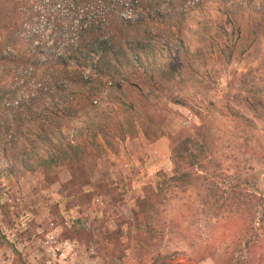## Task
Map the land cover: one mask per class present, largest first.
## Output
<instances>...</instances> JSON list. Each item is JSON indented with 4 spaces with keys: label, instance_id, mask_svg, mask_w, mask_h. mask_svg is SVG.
<instances>
[{
    "label": "rangeland",
    "instance_id": "rangeland-1",
    "mask_svg": "<svg viewBox=\"0 0 264 264\" xmlns=\"http://www.w3.org/2000/svg\"><path fill=\"white\" fill-rule=\"evenodd\" d=\"M187 6L180 30L131 33L156 52L64 128L98 145L48 171L13 168L22 87L0 61V264H264V0ZM21 12L0 3V44Z\"/></svg>",
    "mask_w": 264,
    "mask_h": 264
},
{
    "label": "trees",
    "instance_id": "trees-1",
    "mask_svg": "<svg viewBox=\"0 0 264 264\" xmlns=\"http://www.w3.org/2000/svg\"><path fill=\"white\" fill-rule=\"evenodd\" d=\"M187 2L196 7L202 0H0L22 10L21 20L13 23L6 42L0 44V61L9 62V72H19L23 96L18 105V140L8 142L10 148L19 146L13 168L18 164L28 171H48L76 161L92 143L98 145L89 126L87 136L84 126L80 130L81 140L69 137L64 128L88 107L93 110L117 76L129 80L122 67L133 65L138 70L148 64L158 43L131 33L145 34L151 24L180 30ZM223 13L233 23L229 13ZM20 40L25 49L21 56L15 53ZM202 146L189 138L179 153L174 151V182L189 180L194 164L202 162L203 151H196ZM248 259L246 264H253V258Z\"/></svg>",
    "mask_w": 264,
    "mask_h": 264
}]
</instances>
